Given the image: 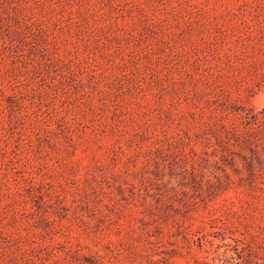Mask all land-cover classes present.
Listing matches in <instances>:
<instances>
[{
	"label": "rangeland",
	"instance_id": "1",
	"mask_svg": "<svg viewBox=\"0 0 264 264\" xmlns=\"http://www.w3.org/2000/svg\"><path fill=\"white\" fill-rule=\"evenodd\" d=\"M210 97L264 111V0H0V264H264V138Z\"/></svg>",
	"mask_w": 264,
	"mask_h": 264
},
{
	"label": "trees",
	"instance_id": "2",
	"mask_svg": "<svg viewBox=\"0 0 264 264\" xmlns=\"http://www.w3.org/2000/svg\"><path fill=\"white\" fill-rule=\"evenodd\" d=\"M247 63L248 64H246V67L248 66L249 72L255 71L252 69L254 68L252 63ZM201 70V77L203 80L209 83L208 87H210V85L212 84L210 83V81L216 83L217 79L214 78L213 74L210 72V67L203 65ZM189 80L193 83L195 88L200 89L201 93L210 96H219V94H213L212 90H209L207 87L199 86L198 80H194L192 76ZM210 100L211 97L205 104L200 102L195 103V101L193 103L195 108L198 109L199 113L206 117L207 120L205 121V125L208 129L213 131L223 129L227 134L231 133L232 135H235L237 137V140L247 142L248 144L256 143L257 145H259L262 143V139L264 138V126H262L261 122L264 121V111H253L249 114V112L245 113V110H228L227 107H224L220 103H217V101L211 102ZM230 111H233L235 113V118L240 124H244L243 128H241L239 123H236L234 121L226 122L225 119L227 118V115ZM251 123H256L257 125L253 126ZM261 189L264 190V187H262Z\"/></svg>",
	"mask_w": 264,
	"mask_h": 264
}]
</instances>
